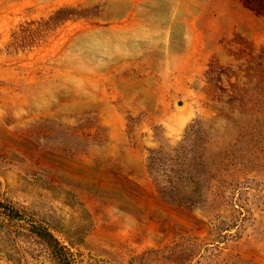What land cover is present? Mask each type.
Here are the masks:
<instances>
[{
  "label": "rangeland",
  "instance_id": "374dc122",
  "mask_svg": "<svg viewBox=\"0 0 264 264\" xmlns=\"http://www.w3.org/2000/svg\"><path fill=\"white\" fill-rule=\"evenodd\" d=\"M196 119L208 182L170 205L148 149ZM0 202V264H57L28 223L71 264H264V0H0Z\"/></svg>",
  "mask_w": 264,
  "mask_h": 264
},
{
  "label": "trees",
  "instance_id": "16d2710c",
  "mask_svg": "<svg viewBox=\"0 0 264 264\" xmlns=\"http://www.w3.org/2000/svg\"><path fill=\"white\" fill-rule=\"evenodd\" d=\"M86 9L60 7L50 18L57 21L84 17L82 14ZM203 125V120L196 119L186 126L182 138L175 144L148 149L146 166L155 191L162 201L170 205L193 207L203 197L208 182V173L198 142V134ZM0 216L7 219L8 223L23 220L21 212L5 202H0ZM28 224L30 235L48 247L57 264H71L68 249L48 228L39 224Z\"/></svg>",
  "mask_w": 264,
  "mask_h": 264
},
{
  "label": "water",
  "instance_id": "95a60500",
  "mask_svg": "<svg viewBox=\"0 0 264 264\" xmlns=\"http://www.w3.org/2000/svg\"><path fill=\"white\" fill-rule=\"evenodd\" d=\"M0 254L6 257L5 253L0 250Z\"/></svg>",
  "mask_w": 264,
  "mask_h": 264
}]
</instances>
